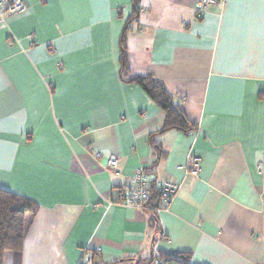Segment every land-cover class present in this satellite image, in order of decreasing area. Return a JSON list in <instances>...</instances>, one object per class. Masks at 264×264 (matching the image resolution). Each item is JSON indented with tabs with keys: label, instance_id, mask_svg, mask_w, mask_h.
I'll list each match as a JSON object with an SVG mask.
<instances>
[{
	"label": "crops",
	"instance_id": "0c3cea01",
	"mask_svg": "<svg viewBox=\"0 0 264 264\" xmlns=\"http://www.w3.org/2000/svg\"><path fill=\"white\" fill-rule=\"evenodd\" d=\"M196 1L139 0L132 20V0H22L5 17L0 190L36 206L21 264H77L84 248L99 264H264V0ZM138 76L191 128L162 131ZM137 170L177 186L156 225L113 204Z\"/></svg>",
	"mask_w": 264,
	"mask_h": 264
},
{
	"label": "trees",
	"instance_id": "16d2710c",
	"mask_svg": "<svg viewBox=\"0 0 264 264\" xmlns=\"http://www.w3.org/2000/svg\"><path fill=\"white\" fill-rule=\"evenodd\" d=\"M138 4L139 0H132V20H136ZM125 26L123 30L124 34L120 40V65L123 70L126 69L124 48ZM129 82L138 85L163 111L165 121L162 131L169 129L185 131L191 128L184 115L178 110L177 105L173 103L171 97L157 81L151 77L138 76L132 78ZM148 204L152 208L160 204L159 193L155 186L151 188ZM35 212L36 206L33 202L0 190V264H21L22 245L29 225L26 217H33ZM147 214L150 216L151 223L156 225L155 213L147 212ZM158 257L163 261V264H190V255L188 253L158 254ZM151 260L152 258L143 264L149 263ZM140 263L139 261L136 262V264ZM130 264L133 263L131 262Z\"/></svg>",
	"mask_w": 264,
	"mask_h": 264
},
{
	"label": "built area",
	"instance_id": "2783aa9c",
	"mask_svg": "<svg viewBox=\"0 0 264 264\" xmlns=\"http://www.w3.org/2000/svg\"><path fill=\"white\" fill-rule=\"evenodd\" d=\"M218 0H197L195 10L198 13H203L208 7L217 6ZM222 3V2H221ZM25 6L22 0H0V29L6 26L5 17L23 14ZM201 158L190 155L187 157L185 169L188 175H195L199 169ZM108 170L117 174L118 160L115 157H109L106 160ZM155 186L159 193L160 204L157 207H151L148 204L151 194V188ZM177 186L168 181L157 182L155 176L146 170H137L132 176V184L125 186L119 192L118 199L115 205L129 207L143 212H159L166 211L176 194ZM99 255V250H90L84 248L82 255L77 264H99L96 257ZM146 264H163V261L154 253L152 260Z\"/></svg>",
	"mask_w": 264,
	"mask_h": 264
}]
</instances>
